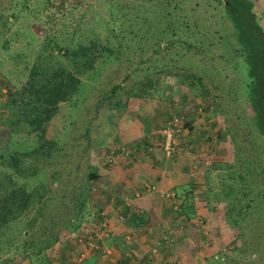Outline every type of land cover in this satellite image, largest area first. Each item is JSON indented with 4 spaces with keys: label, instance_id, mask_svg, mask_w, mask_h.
Returning a JSON list of instances; mask_svg holds the SVG:
<instances>
[{
    "label": "rangeland",
    "instance_id": "1",
    "mask_svg": "<svg viewBox=\"0 0 264 264\" xmlns=\"http://www.w3.org/2000/svg\"><path fill=\"white\" fill-rule=\"evenodd\" d=\"M15 1L0 0V20L8 19L11 23L5 35L0 33V41L11 40L7 51L0 50V101L25 81L27 68L34 62L39 39L44 35L39 26L53 33L49 27L54 29L57 25V19L52 18L59 5L39 15H26L25 11L9 9ZM24 1L28 2L26 9L42 8L40 2ZM251 1L255 11L262 12L264 28V0ZM64 3L74 20L84 16L86 21L81 27H91L102 38L112 35L111 30L120 33L125 49L115 59L97 65L101 69L91 86L87 84L83 92L60 105L46 133L53 142L52 157L45 163L39 161L40 173L29 180V189L38 193L29 214L10 227L5 249L11 242L23 244L20 233L26 221L37 214L40 196L43 208L31 229L33 243L39 246L54 235L57 243L39 254L31 253L28 258L13 252V247L8 248L0 264H264V174L261 171L264 142L256 133L245 100L244 74L236 70L234 60L238 57L233 58L235 33L223 7L215 0H64ZM75 4L77 8L73 10ZM98 21L107 24V29L98 25ZM178 36L181 42L176 40ZM185 40L198 53L187 49L188 42L187 46L182 45ZM158 84L161 93L156 91ZM115 86L118 88L110 96ZM139 86L151 91L153 96L132 98L127 94ZM161 111H164L162 123L158 122ZM143 114H147V120L142 121ZM130 116L142 121L145 135L142 143L123 142L126 140L120 127L125 130L124 120ZM172 116L183 117L185 121L182 131L174 138L175 147L192 138L180 153L187 154L194 162L190 178L199 198L193 203L182 202L181 198L189 193L186 188L175 196L169 193V198H162L166 201L163 204L168 207L173 203L179 214L190 204L193 210L200 205V211L190 212L185 221L183 217L181 224L176 223V230L166 227L172 222L171 216L162 218L158 223L160 232L150 236L151 242L146 243L147 236L140 239L136 232L127 229L133 213L121 218L117 210L116 218L112 222L108 219L106 199L103 200L107 196L106 176L102 170L117 153L122 158L128 157L122 153L130 147L141 145L152 153L157 146L162 152L165 141L162 129ZM190 120L198 128L193 136L187 132L183 136ZM17 141H21L19 147L34 142L27 135H20ZM230 167L233 168L227 170ZM90 172L96 173L97 179L87 184L86 195L83 186ZM243 181L247 182L246 189H252L248 196L252 197V204L249 203L248 209L245 203L238 204L246 221L234 224L235 217L226 219L224 213ZM153 187L145 188L153 191ZM124 229L126 232L121 233ZM240 231L244 237L240 238ZM158 241L161 244L155 245ZM137 243L142 248L138 256L133 253ZM149 244L157 247L153 248L156 250L153 257Z\"/></svg>",
    "mask_w": 264,
    "mask_h": 264
},
{
    "label": "trees",
    "instance_id": "2",
    "mask_svg": "<svg viewBox=\"0 0 264 264\" xmlns=\"http://www.w3.org/2000/svg\"><path fill=\"white\" fill-rule=\"evenodd\" d=\"M35 1L40 2L42 6L40 10L38 6L34 9H26L28 2L24 0L11 2L9 9L13 12L25 11L26 15H39L42 14L43 10L47 12L54 9L52 7L57 4L59 9H56L57 12L52 18L57 19L55 21L57 25L54 29L51 26L49 27L53 30V33H50L49 30L45 31L44 27L39 26L44 35L42 34L43 37L41 40L39 39L40 45L34 62L27 68L25 81L15 90L9 91L0 101V259L6 254L8 248L12 250L13 247V252L28 258L31 253L39 254L57 243V235L50 236L39 246L33 243L31 229L41 216L43 208L42 196H40L38 200L40 207L37 209V214L26 221L25 227L20 233L23 244L14 245L11 242V245L5 249L9 242L10 227L29 214L34 195L38 193L36 190L29 189V180L40 173L39 161L45 163L52 157L53 142L46 137V133L49 124L59 112L60 105L68 103L79 92H83V88L87 84L91 86L92 79L101 69V65L99 69H97V65L115 59L117 54L125 49L123 36L120 33L114 34V30H111L112 35L107 34L102 38L95 30L92 32L91 27H81L80 25L86 19L81 16L78 21L74 20L71 13L66 12L69 9L66 7L64 0H60V2H58L59 0H33L32 3ZM215 1L223 7L225 16L232 24L236 45L233 58L238 57V60H234L236 70L244 74L247 88L245 100L252 113L251 118L256 133L264 142V28L261 26L262 12L257 13L255 11V5L251 0ZM76 8L77 4L73 5L72 9L75 10ZM11 16H14V13ZM49 21L46 22V26H48ZM98 25L105 30L107 29V24H101L98 21ZM10 26L11 23L8 22V19L0 20V33L2 32L5 35L4 32H7ZM86 26L91 25L86 24ZM178 29L182 30L179 27ZM181 39V36H178L176 40L181 42ZM187 42L190 46L186 45ZM182 45H186L187 49L192 48L198 53V49L194 48L189 40H185ZM10 46V39L3 38L0 41L1 51H7ZM129 74L131 75V73ZM82 78H85V81ZM117 88L118 86L111 88L110 96L116 92ZM156 91L161 93L159 84ZM127 94L131 95L132 98L153 96L151 91L144 89L142 86H139L135 91L131 90ZM20 135L33 138V144L19 147L21 141L18 142L17 139ZM131 148L139 150L141 147ZM124 158L129 160L128 157ZM130 158L136 160V157ZM237 163L239 162L237 161ZM232 168L230 167L227 170ZM261 171L264 174V167ZM94 178L97 179V174L90 172L87 182L83 186L84 194L87 195V184ZM246 187L247 182L243 181L241 190L232 199H229V208L224 213L226 219L228 216L235 217L233 219L234 224L246 221L245 214L242 211L243 208L238 204L245 203L247 209L250 208L249 203L252 204V197L248 198L252 189H246ZM256 193L259 195V191H256ZM87 199L88 197L82 201L80 207L84 205V201ZM121 204L126 206L124 202ZM252 206L255 209V205ZM127 207L120 211L121 218L130 215V207ZM257 208H259V205H257ZM190 211L194 212L191 204L190 207H185L183 212H180V215H185L184 221L189 219ZM261 212L258 211L260 216H262ZM132 213L134 217L131 224L134 225L137 221L144 224L145 219L141 214L142 212L135 211ZM99 219H102V217L100 216ZM171 219V224L166 227L176 230V223L180 219L175 214ZM171 225L174 227H171ZM163 231H166V228ZM241 236L244 237L240 231V238ZM30 240L33 244L29 242ZM160 240L163 243L165 242L163 239ZM160 244L158 241L155 245ZM153 248L157 247L154 246L150 249L151 257L154 253Z\"/></svg>",
    "mask_w": 264,
    "mask_h": 264
},
{
    "label": "crops",
    "instance_id": "3",
    "mask_svg": "<svg viewBox=\"0 0 264 264\" xmlns=\"http://www.w3.org/2000/svg\"><path fill=\"white\" fill-rule=\"evenodd\" d=\"M146 115L143 114L144 119H142V121L147 120ZM131 116L124 120L123 126L125 130H123V127H120L123 140H126L122 141H138L142 143V138L145 136L142 121L138 117L134 118ZM163 119L164 111L161 114L160 120L158 119V122L162 123ZM194 120H190L189 124L185 126L186 131L183 132V136H187V133L193 136L192 134L196 132L198 124H196ZM162 126L163 125H161V127ZM191 139L187 138L186 142L189 144ZM185 144L182 145L179 143V147H177L178 153L175 155V159L172 160L165 159L157 146L154 147L152 153L146 156L145 154L141 155V159L127 160L122 158L118 153L113 156L112 163H109L107 168L102 170V174L106 176L104 184L107 187V196L103 199H106L105 204L107 203V205L104 204L106 208L105 213L108 214V219L110 217L111 222L112 218H116L114 215L115 212L117 210H123L124 207L128 208L127 206L130 207V213L135 211L142 212L141 214L145 219V222H143L144 224L137 221L134 225L131 224L130 227H127V229L133 231L132 233L136 232L135 235L140 237V239L147 236L146 243L151 242L149 239L150 236L154 237V235L160 232L158 223L162 221V218L173 217L175 214L179 217V223L181 224L182 218L185 215L177 213L178 211L173 209V203L168 206L169 208L164 207L165 204L163 203L166 201L162 198H169V193L175 196L179 191L183 192L186 188L189 189V193H187L184 198H181L182 202L187 203L188 201H192L193 203V201L195 202L199 198L197 191L194 190V183L190 178L193 168H195V165H193L194 162L189 159L187 154L180 153V150L185 148ZM147 185H153L155 189L153 191H147L145 188ZM129 197L132 199L129 200ZM122 202H124L126 206H123L121 204ZM199 206L200 205L194 206V212L196 211L198 213L200 211ZM139 216L141 215L139 214ZM189 216H191V214ZM145 227L147 228L146 231ZM127 229H124L121 233L126 232ZM137 244L136 251L134 249L133 252L136 256L139 255L138 251L140 252L142 250V248H139V243ZM150 246L149 244V247ZM152 247L154 246L152 245L151 248ZM144 260H146L145 257Z\"/></svg>",
    "mask_w": 264,
    "mask_h": 264
},
{
    "label": "built area",
    "instance_id": "4",
    "mask_svg": "<svg viewBox=\"0 0 264 264\" xmlns=\"http://www.w3.org/2000/svg\"><path fill=\"white\" fill-rule=\"evenodd\" d=\"M184 119L183 117L179 116H172L168 121L165 127L162 129V135L164 136V145L162 147V152L165 155L166 158H171L175 156L178 151L177 147H175V142L174 138L176 135H178L182 131V125L184 124ZM141 146V145H140ZM139 146V147H140ZM151 149L148 147H143L139 150L136 149H128V150H123V155L128 156V157H137L141 156L146 153H150ZM155 188L153 187V190ZM154 253L156 252L155 249L152 250Z\"/></svg>",
    "mask_w": 264,
    "mask_h": 264
}]
</instances>
